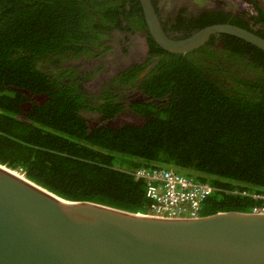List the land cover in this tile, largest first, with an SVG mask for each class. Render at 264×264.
Segmentation results:
<instances>
[{
	"label": "trees",
	"instance_id": "16d2710c",
	"mask_svg": "<svg viewBox=\"0 0 264 264\" xmlns=\"http://www.w3.org/2000/svg\"><path fill=\"white\" fill-rule=\"evenodd\" d=\"M84 1L0 0V163L62 198L130 212H149L146 182L133 175L142 167L214 186L200 216L261 210L264 199L253 195H264V72L222 84L162 51L170 58L151 80L172 97L161 117L88 131L78 93L36 65L88 36ZM252 47L259 65L264 51Z\"/></svg>",
	"mask_w": 264,
	"mask_h": 264
},
{
	"label": "water",
	"instance_id": "95a60500",
	"mask_svg": "<svg viewBox=\"0 0 264 264\" xmlns=\"http://www.w3.org/2000/svg\"><path fill=\"white\" fill-rule=\"evenodd\" d=\"M140 2L152 37L170 52H188L215 32L264 51V37L229 24L172 40L150 0ZM0 264H264V212L198 218L130 212L62 198L0 163Z\"/></svg>",
	"mask_w": 264,
	"mask_h": 264
},
{
	"label": "flooded vegetation",
	"instance_id": "af4514ba",
	"mask_svg": "<svg viewBox=\"0 0 264 264\" xmlns=\"http://www.w3.org/2000/svg\"><path fill=\"white\" fill-rule=\"evenodd\" d=\"M85 1L91 13L88 36L76 41L74 48L38 57L36 65L78 93V114L88 131L101 125L143 126L149 118L161 117L172 90L159 89L151 78L170 58L166 53L196 62L206 76L222 84L233 76L249 78L264 72V61L259 65L251 61L250 57L258 59L254 45L226 32L210 34L188 52H170L152 37L140 0ZM111 2H116L114 9L107 5ZM150 2L161 29L175 41L217 24L239 26L264 37V0ZM95 4L104 8L98 10ZM261 13L263 21H258ZM105 20L109 22L103 24Z\"/></svg>",
	"mask_w": 264,
	"mask_h": 264
},
{
	"label": "built area",
	"instance_id": "2783aa9c",
	"mask_svg": "<svg viewBox=\"0 0 264 264\" xmlns=\"http://www.w3.org/2000/svg\"><path fill=\"white\" fill-rule=\"evenodd\" d=\"M133 175L145 180V196L150 200L147 214L157 217L198 218L202 203L215 190L210 183L195 180L173 169L142 167L136 169ZM242 194L248 195L245 191ZM253 196L264 199V195ZM252 212H264V207Z\"/></svg>",
	"mask_w": 264,
	"mask_h": 264
},
{
	"label": "rangeland",
	"instance_id": "374dc122",
	"mask_svg": "<svg viewBox=\"0 0 264 264\" xmlns=\"http://www.w3.org/2000/svg\"><path fill=\"white\" fill-rule=\"evenodd\" d=\"M115 163L116 164H119V159L118 158L115 160Z\"/></svg>",
	"mask_w": 264,
	"mask_h": 264
}]
</instances>
